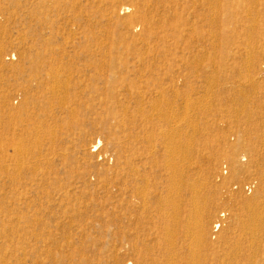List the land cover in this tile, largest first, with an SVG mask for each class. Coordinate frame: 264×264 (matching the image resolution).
<instances>
[{
	"label": "rangeland",
	"instance_id": "obj_1",
	"mask_svg": "<svg viewBox=\"0 0 264 264\" xmlns=\"http://www.w3.org/2000/svg\"><path fill=\"white\" fill-rule=\"evenodd\" d=\"M221 1L219 24L193 25L186 0H0V264L132 263L135 244L160 260L167 221L136 213L130 196L134 168L152 193L166 188L167 136L184 144L195 188L184 193L176 262L194 251L215 264L236 242L243 204L264 189V38L249 41L235 22L250 0ZM52 68L66 92L52 93ZM198 221L203 246L182 227Z\"/></svg>",
	"mask_w": 264,
	"mask_h": 264
},
{
	"label": "bare ground",
	"instance_id": "obj_2",
	"mask_svg": "<svg viewBox=\"0 0 264 264\" xmlns=\"http://www.w3.org/2000/svg\"><path fill=\"white\" fill-rule=\"evenodd\" d=\"M251 3H249L248 5H246L245 10H244V16L237 19L235 22L239 23L243 26H248V30L249 33L247 34V38L249 41H254L255 43H258L260 40H263L264 36L262 35V33L258 32V28L261 27V23H263V20L260 17H256L254 16L253 13H257L259 14V5H260V1L259 0H250ZM221 0H186V10L188 13V18L193 22V25H198L200 23L203 24H209V25H217L219 24L220 20L217 18V13L216 10H218L221 7ZM263 4V3H262ZM201 7L205 8L207 7V14L203 15V13L201 12ZM124 9V8H123ZM124 11V10H123ZM210 12L212 13L210 15ZM257 15V16H258ZM193 30V29H192ZM214 35V33H213ZM211 35V36H213ZM214 37V36H213ZM212 39V37H211ZM214 39V38H213ZM212 39V40H213ZM220 39V38H218ZM211 40V41H212ZM215 40V39H214ZM217 41V40H216ZM219 41V40H218ZM249 48V47H248ZM256 51V50H255ZM251 55V54H249ZM247 58V57H246ZM249 58V57H248ZM251 58L254 59V57L252 56ZM199 59V58H198ZM196 59V61L198 60ZM252 61H248L249 64L247 65V68L250 67V69L252 70V68H254L255 63ZM251 60V59H250ZM194 61V62H196ZM247 62V63H248ZM194 64V63H193ZM245 65V66H246ZM192 66V65H191ZM195 66V65H194ZM197 66V65H196ZM246 68V69H247ZM58 69V68H57ZM56 68L55 69H50L48 74V77L51 79L53 85H52V93L54 92L53 90H55L57 87L60 86H64V82H60L62 83V85H60L59 83V79H58V70ZM63 69V68H62ZM201 69V68H200ZM64 70V69H63ZM248 69V71H251ZM63 72V71H62ZM62 74V73H60ZM69 74V73H68ZM66 75V74H65ZM69 77L71 76L68 75ZM66 83V82H65ZM68 85V84H67ZM66 85V86H67ZM175 86V85H174ZM61 88V87H60ZM64 88V87H62ZM61 88V89H62ZM63 90V89H62ZM62 90H60L62 92ZM59 91V92H60ZM65 91V90H63ZM66 92V91H65ZM174 92V91H173ZM51 93V96H52ZM175 93V92H174ZM177 93V92H176ZM56 94V93H55ZM54 95V94H53ZM162 95V94H161ZM57 96V95H56ZM176 96V95H175ZM165 97V96H164ZM160 98V96H159ZM162 99V97H161ZM159 100V99H156ZM165 102V101H164ZM163 102V103H164ZM172 102V101H171ZM188 102V101H187ZM158 102H156L157 104ZM144 104V103H142ZM155 104V103H154ZM153 104V105H154ZM155 104V105H156ZM159 104V103H158ZM170 103H168L169 105ZM186 104V103H185ZM238 104V103H237ZM152 105V106H153ZM161 105V104H160ZM167 105V104H165ZM167 105V106H168ZM151 106V107H152ZM158 107V106H157ZM166 107V106H165ZM240 107V106H239ZM238 107V109H239ZM159 109V108H158ZM241 109V108H240ZM152 110V109H150ZM155 110V109H154ZM160 110V109H159ZM170 110V109H169ZM140 111V110H139ZM157 111V109H156ZM142 112V110H141ZM155 112V111H154ZM153 112V115L156 114ZM161 112V111H160ZM125 113V112H124ZM163 113V112H162ZM167 113V112H166ZM161 114V113H159ZM168 114V113H167ZM152 115V114H151ZM165 115V114H164ZM162 116V115H160ZM167 116V115H166ZM171 116V115H170ZM184 116V115H183ZM147 117V116H146ZM153 117V116H152ZM155 117V115H154ZM153 117V118H154ZM163 117V116H162ZM168 117V116H167ZM166 117V118H167ZM149 118V117H148ZM157 118V117H155ZM164 118V117H163ZM166 118L165 121H166ZM168 119V118H167ZM176 119V118H175ZM158 120V119H157ZM173 120V119H172ZM151 121V120H150ZM163 122V120H162ZM166 123H168V121H166ZM174 123H171V125ZM170 125V124H169ZM176 125V124H175ZM169 127V126H168ZM173 127V126H172ZM177 127V126H176ZM175 127V129H176ZM179 128V127H178ZM169 130V129H168ZM179 130V129H178ZM170 131V130H169ZM174 131V130H173ZM172 131V132H173ZM177 131V129H176ZM168 131H166L167 133ZM169 133V132H168ZM167 133V134H168ZM182 133V132H181ZM185 133V132H184ZM164 134V133H162ZM38 135V134H37ZM151 135V134H150ZM161 135V134H160ZM165 135V134H164ZM163 135V136H164ZM171 137L172 135L169 134ZM180 135V134H179ZM152 136V135H151ZM162 136V135H161ZM166 137V135H165ZM180 137V136H179ZM186 137V136H185ZM184 137V138H185ZM174 138V137H173ZM173 138H169L168 136L166 138H164V142H166V152L165 154H162V162H164V171L166 172V179H165V184H166V188H162L160 192H158L157 190L152 193L149 190L148 184L144 183L145 180L144 178L140 177V174L138 172V170H136L135 168L132 170V172L135 174L134 179H136L137 181L134 182L133 186L131 187V196H130V202H134V204H136L135 207V212H139V209L142 211V213L145 212H149L152 213L154 212L156 215H160L159 218L160 220L163 221H167V223L165 224V227L167 228H162L158 230V239L155 241L156 245L158 246V250L162 255L160 256L161 259H154L153 257L150 256L152 253L153 248L155 247H150L147 246V248L145 249L146 253L149 254V258L147 259V261H145L142 258V254H139V250H138V246L137 244H135L133 246V260L132 263H125V264H178L176 262V258H178L177 256L180 255V253H182L183 251V247L181 248H177L176 246V242L174 241V236L175 233L178 232L177 230V224L179 225L183 219H186V216H184V210L188 204L187 200H185L184 198V193L187 190H190L192 192H195V190L193 191V186L190 184H188V176L187 174H189L188 172H185V167L184 165H182V153H184V151L186 150L184 148V144L182 145L181 142H177L175 140H173ZM153 139V138H152ZM147 140V139H146ZM189 141V140H188ZM163 142V143H164ZM194 142V141H193ZM21 143V142H20ZM19 143V144H20ZM153 143V142H152ZM187 143V142H186ZM14 145V144H13ZM18 146V145H17ZM186 146V145H185ZM191 146V145H190ZM155 147V146H153ZM152 150H155L153 149ZM195 147V146H194ZM8 148V147H7ZM20 148V145L19 147ZM187 148V147H186ZM9 149V148H8ZM21 149V148H20ZM165 149V148H164ZM185 149V150H183ZM193 149V148H192ZM26 150V148H25ZM12 151V150H11ZM18 153V149L16 150ZM187 151H189L187 149ZM16 152V153H17ZM21 152V151H20ZM158 152V151H157ZM153 152L150 153V155ZM186 154V153H185ZM188 154V153H187ZM154 155V154H152ZM187 156V155H186ZM155 157V156H154ZM192 157V156H191ZM156 158V157H155ZM190 159V158H189ZM187 159V161L189 160ZM192 159V158H191ZM190 159V160H191ZM144 161V160H142ZM157 161V158H156ZM184 161V160H183ZM186 161V160H185ZM184 161V162H185ZM139 162V161H138ZM158 162V161H157ZM189 165L191 163V161H188ZM193 162V160H192ZM135 163V162H134ZM157 164V163H156ZM186 164V163H185ZM188 165V164H187ZM191 166V165H190ZM156 167V166H155ZM187 167V166H186ZM193 167V165H192ZM188 168V167H187ZM199 168V166H198ZM190 169V168H189ZM200 170V169H199ZM131 172V173H132ZM199 174V173H198ZM131 176V175H130ZM264 178V177H263ZM262 178V179H263ZM145 180V181H144ZM148 182V181H147ZM201 182V181H200ZM200 184V183H199ZM207 184V183H206ZM196 185V184H194ZM202 185V184H201ZM200 185V187H201ZM205 186V184H203ZM202 185V186H203ZM210 185V184H209ZM203 186V187H204ZM104 187V186H103ZM109 188V187H108ZM197 188V187H196ZM202 188V187H201ZM205 188V187H204ZM208 188V187H206ZM211 188V187H210ZM107 189V188H106ZM195 189V188H194ZM198 191V190H196ZM200 191V190H199ZM196 194V193H195ZM199 194V192H198ZM197 195V194H196ZM194 198L196 197L195 195H193ZM198 196V195H197ZM200 196V194H199ZM198 196V198H199ZM189 197V196H188ZM193 198V197H192ZM207 198V197H204ZM255 198V197H254ZM198 200V199H197ZM202 201V200H201ZM205 203L207 202V200H204ZM199 202V201H198ZM204 203V204H205ZM192 204L194 206V199L192 200ZM196 204V203H195ZM198 205H195V207ZM264 205V189L258 193V197L252 200H248L243 204V208L245 210V212L247 213V220H243L240 224V229L241 231H243V233L239 236L238 239H235L236 242H226V246H224L223 249L219 250V252H217V261L215 264H255V257L257 256V254L260 252V237L258 235V230L259 228H261L260 223H262V209ZM196 208V209H197ZM205 208V207H204ZM83 210V209H82ZM165 210L170 211V213L168 214H164ZM195 212H198V210H194ZM193 212V211H192ZM191 212V215H192ZM203 212V210L201 211ZM194 213V212H193ZM190 215V216H191ZM199 216V215H196ZM201 216V214H200ZM189 217V216H188ZM195 217V216H194ZM246 217V216H245ZM199 218V217H198ZM202 218V217H201ZM205 218V217H204ZM209 218V217H208ZM190 221L193 220L192 217L189 218ZM188 219V220H189ZM195 219V218H194ZM239 219V217L237 218ZM128 220V217H127ZM134 220V219H133ZM201 220V219H199ZM202 220H205L202 218ZM211 220V219H210ZM19 221V220H18ZM195 221V220H193ZM209 221V220H208ZM39 222V221H38ZM41 222V221H40ZM199 222V221H198ZM240 222V221H239ZM195 223V222H194ZM197 223V222H196ZM195 223V224H196ZM210 223V221H209ZM193 224V223H192ZM188 225V224H187ZM187 225H182V227L184 229H186V239L187 237L189 238V236L192 238L193 242L197 243V245L199 246L202 245L207 237V233H208V226L207 223L204 221H200L199 223L196 224L195 229L193 231H191L189 228L191 227H187ZM191 225V224H190ZM189 225V226H190ZM233 227V226H232ZM123 228V227H122ZM194 228V225H193ZM234 228V227H233ZM124 229H125V225H124ZM177 230V231H176ZM237 230V229H236ZM239 230V231H240ZM235 231V230H234ZM238 231V230H237ZM236 231V232H237ZM238 231V232H239ZM258 231V232H257ZM123 232V231H122ZM193 232V233H192ZM227 233V232H226ZM263 233V232H262ZM124 235H126L125 232H123ZM264 235V233H263ZM177 236V235H176ZM182 239V238H181ZM227 239V238H226ZM38 240V238L36 239ZM148 240V239H147ZM176 240V239H175ZM208 240H206L207 242ZM205 242V244H206ZM189 243V242H188ZM192 243V242H190ZM248 243V244H246ZM165 245V247L163 245ZM187 245V244H186ZM185 245V246H186ZM193 245V243L191 244ZM196 245V247H198ZM123 249L125 251V254H127V242L126 240H124L123 242ZM145 246V245H144ZM203 246V245H202ZM201 246V247H202ZM209 246V245H208ZM207 246V247H208ZM168 247V248H167ZM189 247V246H188ZM206 247V245H205ZM211 247V246H210ZM195 248V247H194ZM192 249V248H189ZM195 250V249H194ZM116 251V250H115ZM114 251V252H115ZM194 251H187L186 254L182 255V259L185 260L184 264H200L199 261L196 262L197 260H195V256H197L196 254L193 253ZM196 252V251H195ZM197 252H201V251H197ZM201 255V254H199ZM116 259V256L114 257ZM200 258V257H199ZM258 258V256L256 257ZM114 259V260H115ZM203 260V259H202ZM205 260V259H204ZM255 260V261H254ZM3 261V260H2ZM205 262V261H204ZM206 263V262H205ZM4 264V263H2Z\"/></svg>",
	"mask_w": 264,
	"mask_h": 264
}]
</instances>
